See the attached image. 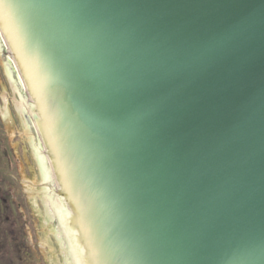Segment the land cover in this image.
<instances>
[{
  "label": "water",
  "instance_id": "water-1",
  "mask_svg": "<svg viewBox=\"0 0 264 264\" xmlns=\"http://www.w3.org/2000/svg\"><path fill=\"white\" fill-rule=\"evenodd\" d=\"M0 21L65 264H264V0H0Z\"/></svg>",
  "mask_w": 264,
  "mask_h": 264
},
{
  "label": "rangeland",
  "instance_id": "rangeland-1",
  "mask_svg": "<svg viewBox=\"0 0 264 264\" xmlns=\"http://www.w3.org/2000/svg\"><path fill=\"white\" fill-rule=\"evenodd\" d=\"M0 174L3 195L17 211L2 214L7 240L0 264H65L32 142L0 54ZM15 219L13 234L9 221ZM2 239H5L2 236Z\"/></svg>",
  "mask_w": 264,
  "mask_h": 264
},
{
  "label": "flooded vegetation",
  "instance_id": "flooded-vegetation-1",
  "mask_svg": "<svg viewBox=\"0 0 264 264\" xmlns=\"http://www.w3.org/2000/svg\"><path fill=\"white\" fill-rule=\"evenodd\" d=\"M2 180H1V174H0V263L2 262V258L6 257V254L2 255V253L5 251L4 249V246L7 244V240H12L13 239V243L15 246L18 245V239L16 237L15 234H13V226L15 224V219H11L10 220L7 218V220L10 222L9 225V231L13 234V236H9L7 234V231L6 230H2L1 228V224H2V214L3 212H7L9 213V209L12 210V214H13V211H17L18 210V206L17 205H14L13 203H9L7 201V197H5L3 195V188H2ZM10 214V213H9ZM2 236L5 237V239H2Z\"/></svg>",
  "mask_w": 264,
  "mask_h": 264
},
{
  "label": "bare ground",
  "instance_id": "bare-ground-1",
  "mask_svg": "<svg viewBox=\"0 0 264 264\" xmlns=\"http://www.w3.org/2000/svg\"><path fill=\"white\" fill-rule=\"evenodd\" d=\"M11 87H12V85H11Z\"/></svg>",
  "mask_w": 264,
  "mask_h": 264
}]
</instances>
